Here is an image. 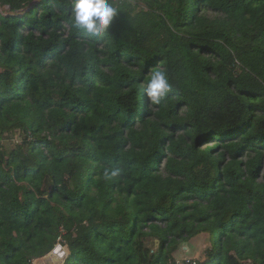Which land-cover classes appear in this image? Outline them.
<instances>
[{
  "label": "trees",
  "instance_id": "obj_1",
  "mask_svg": "<svg viewBox=\"0 0 264 264\" xmlns=\"http://www.w3.org/2000/svg\"><path fill=\"white\" fill-rule=\"evenodd\" d=\"M109 2L0 0V264H264V0Z\"/></svg>",
  "mask_w": 264,
  "mask_h": 264
},
{
  "label": "clouds",
  "instance_id": "obj_2",
  "mask_svg": "<svg viewBox=\"0 0 264 264\" xmlns=\"http://www.w3.org/2000/svg\"><path fill=\"white\" fill-rule=\"evenodd\" d=\"M118 14L109 0H72L71 3L70 16L74 26L92 36L109 32ZM170 91L171 85L166 72L156 70L151 73L144 95L151 104H159ZM118 172L119 169L113 170L111 176L118 175Z\"/></svg>",
  "mask_w": 264,
  "mask_h": 264
},
{
  "label": "water",
  "instance_id": "obj_3",
  "mask_svg": "<svg viewBox=\"0 0 264 264\" xmlns=\"http://www.w3.org/2000/svg\"><path fill=\"white\" fill-rule=\"evenodd\" d=\"M66 258H67V251L63 246L57 244L49 254L38 260L36 259L33 264H64Z\"/></svg>",
  "mask_w": 264,
  "mask_h": 264
},
{
  "label": "rangeland",
  "instance_id": "obj_4",
  "mask_svg": "<svg viewBox=\"0 0 264 264\" xmlns=\"http://www.w3.org/2000/svg\"><path fill=\"white\" fill-rule=\"evenodd\" d=\"M202 247H203V242L201 240L198 239L191 240L189 243H186L185 245H181V250L177 252L176 258L178 260L183 258L199 259Z\"/></svg>",
  "mask_w": 264,
  "mask_h": 264
},
{
  "label": "built area",
  "instance_id": "obj_5",
  "mask_svg": "<svg viewBox=\"0 0 264 264\" xmlns=\"http://www.w3.org/2000/svg\"><path fill=\"white\" fill-rule=\"evenodd\" d=\"M114 2H117V3H121V2H133V0H112ZM190 262V264H195L194 262V259H186V262L185 264H188Z\"/></svg>",
  "mask_w": 264,
  "mask_h": 264
}]
</instances>
